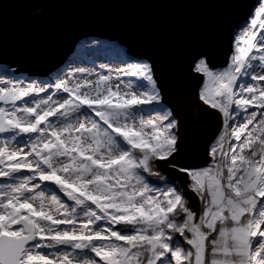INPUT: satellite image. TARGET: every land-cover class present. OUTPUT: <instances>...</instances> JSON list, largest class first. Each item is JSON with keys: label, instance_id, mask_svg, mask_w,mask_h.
I'll use <instances>...</instances> for the list:
<instances>
[{"label": "snow or ice", "instance_id": "obj_1", "mask_svg": "<svg viewBox=\"0 0 264 264\" xmlns=\"http://www.w3.org/2000/svg\"><path fill=\"white\" fill-rule=\"evenodd\" d=\"M121 65L0 74V264H264V2L225 68L195 63L220 119L202 165L173 163L179 125L152 64Z\"/></svg>", "mask_w": 264, "mask_h": 264}, {"label": "water", "instance_id": "obj_2", "mask_svg": "<svg viewBox=\"0 0 264 264\" xmlns=\"http://www.w3.org/2000/svg\"><path fill=\"white\" fill-rule=\"evenodd\" d=\"M260 0H0V65L16 73L46 75L59 69L78 41L109 38L128 55L152 64L163 103L178 120L181 151L173 163H204L218 136L219 115L198 97L203 75L195 63L224 68L233 37ZM160 171L200 202L187 179L161 164Z\"/></svg>", "mask_w": 264, "mask_h": 264}, {"label": "rangeland", "instance_id": "obj_3", "mask_svg": "<svg viewBox=\"0 0 264 264\" xmlns=\"http://www.w3.org/2000/svg\"><path fill=\"white\" fill-rule=\"evenodd\" d=\"M262 2H264V0H260L259 4L255 7V9L258 8L260 3ZM254 10H253V13H254ZM127 51H128L127 47L120 46L116 41H111V39L109 38L101 39V38H96L94 36H91V37L84 38L78 41V43L73 47L72 52L68 53L65 61L62 63L59 69L52 71L46 75H29L25 73H18V74L20 76L31 77L33 80H48L64 72L66 69L70 67L92 68L96 66L98 70L99 65L105 64V65H108L109 67L115 68V67L122 66L121 65L122 60L128 57H131V55L127 54L128 53ZM232 53H233V47H232ZM228 63H229V60H228ZM5 69H12L15 71V68H11L7 65H0V74H2ZM218 69H222V68H218ZM173 115L176 117L174 113ZM160 170L161 169H159V171ZM160 172L169 181L175 182L178 184L177 181L171 180L165 173H163L162 171ZM189 205L193 209V205L190 202H189Z\"/></svg>", "mask_w": 264, "mask_h": 264}, {"label": "bare ground", "instance_id": "obj_4", "mask_svg": "<svg viewBox=\"0 0 264 264\" xmlns=\"http://www.w3.org/2000/svg\"><path fill=\"white\" fill-rule=\"evenodd\" d=\"M70 53V52H69Z\"/></svg>", "mask_w": 264, "mask_h": 264}]
</instances>
